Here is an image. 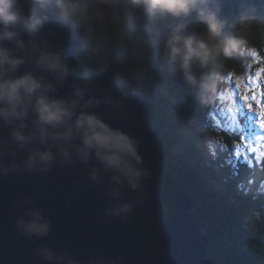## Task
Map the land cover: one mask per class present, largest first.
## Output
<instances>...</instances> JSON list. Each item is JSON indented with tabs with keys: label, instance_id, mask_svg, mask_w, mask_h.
<instances>
[{
	"label": "clouds",
	"instance_id": "clouds-1",
	"mask_svg": "<svg viewBox=\"0 0 264 264\" xmlns=\"http://www.w3.org/2000/svg\"><path fill=\"white\" fill-rule=\"evenodd\" d=\"M35 2L44 8L53 0ZM114 2L54 0L60 20L83 35L93 32L94 16L102 15L101 9L110 7ZM123 2L148 18L165 15L180 18L196 13L199 20L196 29L187 34L173 31L164 35L161 55L165 60L170 59L186 76L187 83L200 93L201 102L205 94L217 95L228 87L224 72L228 61L234 55L255 48L247 38L251 19H241L236 32L225 34V22L209 7V0ZM27 3L28 0H0V124L7 129L8 136L19 149H28L20 165L15 160L7 166L0 163V174L18 172L21 167L35 174L46 172L57 164L69 167L77 160L84 164L95 161L99 168L91 167L89 178L93 183H100L102 170L110 179L108 195L111 201H115L104 209L106 215L126 218L133 210V202H122L121 188L126 186L133 192H143V179L150 176L149 170L140 166L142 156L138 151L139 142L89 111L102 101L95 96L85 97L88 84L80 87L73 85L68 97L56 95V85L62 84L68 76L67 57L61 50H52L38 42L42 21L33 16ZM20 34L28 37L27 44ZM5 42H11L14 49L24 55H16ZM26 62H31L37 71L26 69L19 72ZM193 69L199 70L200 74H195ZM235 95H239V89ZM245 99L247 97L241 102ZM103 103L115 104L108 97L104 98ZM257 120V127L264 134V116H258ZM215 139L223 146V138L219 134ZM6 150L10 151L5 142L0 145V155ZM259 191L264 192V187ZM32 203L31 199H24L16 205L25 208V212L15 221V228L26 236L44 238L51 229L50 220L43 215L41 208L32 207ZM135 203L142 201L137 199ZM262 215L264 212L255 213L256 219ZM37 254L49 264H80L79 260L63 253H54L47 246H40ZM90 264H117V260L101 257L90 261Z\"/></svg>",
	"mask_w": 264,
	"mask_h": 264
},
{
	"label": "water",
	"instance_id": "water-1",
	"mask_svg": "<svg viewBox=\"0 0 264 264\" xmlns=\"http://www.w3.org/2000/svg\"><path fill=\"white\" fill-rule=\"evenodd\" d=\"M130 7L123 0H115L109 16L123 20ZM29 9L42 21L38 42L52 50H61L67 62L76 66L77 44L71 25L56 20L36 2H31ZM20 38L27 44V36L20 34ZM5 43L14 49L11 42ZM14 51L16 55H24ZM134 53L133 49L117 56L110 68L92 77L80 75L68 65L66 80L56 85V95L68 97L73 85L88 84L85 97L95 96L102 101L89 111L139 142L140 166L147 168L150 176L143 179V192H133L126 186L121 188L122 202H133V210L126 218L106 215L104 209L115 201L108 195L110 179L102 170L100 183H93L89 178L90 168H99L95 161L84 164L77 160L69 167L57 164L35 174L22 167L18 172L0 174V264H49L37 254L40 246L79 260L80 264H90L101 257L116 259L117 264L205 263L211 240L193 221L191 211L195 204L187 188L164 169L167 151L152 126L155 107L141 95H124L116 82L115 74L132 62ZM26 69L37 71L31 62H26L19 72ZM105 97L115 104L103 103ZM5 142L10 151L0 155V163L7 166L15 160L20 165L28 149H19L0 124V145ZM24 199H31V206L41 208L50 220L51 229L46 237L37 239L16 230L15 221L25 212V208L16 205ZM137 199L142 203L136 204Z\"/></svg>",
	"mask_w": 264,
	"mask_h": 264
},
{
	"label": "trees",
	"instance_id": "trees-1",
	"mask_svg": "<svg viewBox=\"0 0 264 264\" xmlns=\"http://www.w3.org/2000/svg\"><path fill=\"white\" fill-rule=\"evenodd\" d=\"M30 2L35 0H28ZM209 7L225 22V34L236 32L239 28L230 22L232 17L237 21L251 19L247 38L263 59H260V66L264 77V0H209ZM47 10L53 15L54 10ZM242 10L246 12L240 14ZM54 18L58 20L59 16ZM188 18L189 29H196L199 23L196 13L193 12ZM106 19L108 25L105 42L108 51L106 49L101 57L102 64L96 73L104 71L105 63L133 49L134 58L128 66L138 68L137 75L140 71L148 72L159 67L156 43L168 23L167 15L148 18L141 14L134 21L129 17L112 20L107 16ZM96 53L97 50L90 54L84 50L75 51L77 65L70 67L78 74H85L82 64L90 66L93 61H98ZM244 54L234 55L227 64H239ZM193 71L200 74L197 69ZM163 73L158 98L153 95L151 88L147 100L155 106L156 119L153 128L169 154L171 139L163 133L160 123L171 96L175 95L182 102L181 107L189 114L199 112L201 115L207 94L201 102L200 93L186 79L181 89L168 86L165 92ZM133 90V86L122 89L124 94ZM139 92L143 93L141 90ZM171 120L168 122L171 128L169 130L173 132L172 139L176 140L181 132ZM244 123L238 114L235 126L242 127ZM235 126L215 125L208 130L202 126V137L197 134L185 137L182 153L177 156L174 164H170L168 159L163 162L165 171L187 188L195 204L191 211L193 221L211 240L204 264H264V215L260 219L255 217L256 212H264V192L259 191L264 187V151L259 154L252 153L245 160L237 158L233 145L239 142L240 135L235 132ZM214 134L223 138V146L208 139L209 135Z\"/></svg>",
	"mask_w": 264,
	"mask_h": 264
},
{
	"label": "rangeland",
	"instance_id": "rangeland-1",
	"mask_svg": "<svg viewBox=\"0 0 264 264\" xmlns=\"http://www.w3.org/2000/svg\"><path fill=\"white\" fill-rule=\"evenodd\" d=\"M30 3H27V8H29ZM45 8L54 10V16L52 15L53 17L58 16L54 0L53 3L49 4ZM109 10L110 7L106 9L102 8V15H99L98 17L94 16V30L90 35L77 33L72 28L71 34L75 41H77L76 44L78 43L75 51L84 50L86 53L90 54L94 50H97L96 57L98 58V61H93L90 66L83 63L82 66L85 70V74L80 75L92 77L93 75L98 74L96 71L99 68V65L102 64L101 57L105 53L106 49L108 51L105 38L107 37L106 28L108 25V20L106 18L107 16L110 17ZM244 12L246 11L242 10L240 11V14H243ZM138 15L141 14L131 6L128 10L127 17H129L131 21H134ZM167 18L168 23L165 24L156 43V60L159 63V67H155L156 69H152L148 72L140 71V74L137 75V71H139L138 68H130L127 65L115 74L118 86H122L120 87L121 90L123 88L126 89L133 86L134 90L127 94L141 95L147 102H149L147 100V94L151 88L153 95L158 98V95L161 92L160 81L162 79L163 72L165 75L163 81L165 92L167 91L166 89L168 86L177 90L181 89L184 86L185 79L187 80L186 76L179 71L177 66L170 59L165 60L162 58L161 53L164 35L173 31L178 34H187L190 31L188 26L189 18L188 16L180 18L167 16ZM248 18H250L249 15ZM58 20H60V18ZM231 20L232 21L230 22H233L235 27H239L238 21L235 17H232ZM260 59L261 57L258 55V52L254 48H250L248 54L245 53L243 59L240 60L242 62H239V64L235 62L227 64L224 72L227 74L226 82L228 87L223 92H219L217 95L207 94L203 103V114L201 115L199 112H194L193 115L189 114L181 107L182 102L175 95L171 96V99L167 103L163 112V120H161L160 123L163 133L171 139L169 144V154L166 149L167 153L165 160L168 159L170 164H174L177 156L182 153L184 145L183 142H186L185 137L191 136L192 134H197L202 137L201 134L203 132V128L208 130L209 127L215 125L224 126V124H230L231 126H235L238 114L245 123L242 127L238 126L239 128L235 126V132H238L240 137L239 142L233 145L234 155L239 159L245 160L252 153L256 152L255 154H259L264 151V134L260 133V130L257 127V117L264 116V96H262V93H264V77L262 67L260 66V62L263 59ZM111 63V61L109 63H103L105 66L104 71L111 67ZM67 64L69 66H73V63L70 61H68ZM237 89H239V95H235ZM140 90L143 91V93L139 92ZM245 97H247V99H245L242 103L241 101ZM234 99L235 103H233ZM249 108H251V111ZM155 119L156 115L152 120V126ZM169 119H172V123L179 129L178 131L183 133H180L182 136L179 134V137H176V140L172 139L173 132L171 133V130H169L171 129L168 123ZM215 137V134L214 136L209 135L208 139L217 142ZM241 137H243V140H241ZM158 140L163 143V141L159 139V136Z\"/></svg>",
	"mask_w": 264,
	"mask_h": 264
},
{
	"label": "bare ground",
	"instance_id": "bare-ground-1",
	"mask_svg": "<svg viewBox=\"0 0 264 264\" xmlns=\"http://www.w3.org/2000/svg\"><path fill=\"white\" fill-rule=\"evenodd\" d=\"M75 42H77V41H75ZM78 44V43H77Z\"/></svg>",
	"mask_w": 264,
	"mask_h": 264
}]
</instances>
